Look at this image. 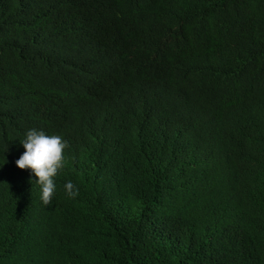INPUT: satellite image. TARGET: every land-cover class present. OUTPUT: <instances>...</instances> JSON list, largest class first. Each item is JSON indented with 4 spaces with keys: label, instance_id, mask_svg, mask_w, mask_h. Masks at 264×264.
I'll return each mask as SVG.
<instances>
[{
    "label": "trees",
    "instance_id": "1",
    "mask_svg": "<svg viewBox=\"0 0 264 264\" xmlns=\"http://www.w3.org/2000/svg\"><path fill=\"white\" fill-rule=\"evenodd\" d=\"M0 264H264V0H0Z\"/></svg>",
    "mask_w": 264,
    "mask_h": 264
},
{
    "label": "clouds",
    "instance_id": "2",
    "mask_svg": "<svg viewBox=\"0 0 264 264\" xmlns=\"http://www.w3.org/2000/svg\"><path fill=\"white\" fill-rule=\"evenodd\" d=\"M20 143L25 151L16 160V166L21 170H31L40 187V199L45 206L50 205L56 190L54 177L64 166V152L69 146L68 142L60 135H48L32 128L26 131ZM64 189L70 198L79 194V189L70 181L64 185Z\"/></svg>",
    "mask_w": 264,
    "mask_h": 264
}]
</instances>
